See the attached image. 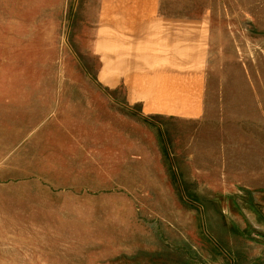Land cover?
I'll return each mask as SVG.
<instances>
[{
	"label": "rangeland",
	"instance_id": "rangeland-1",
	"mask_svg": "<svg viewBox=\"0 0 264 264\" xmlns=\"http://www.w3.org/2000/svg\"><path fill=\"white\" fill-rule=\"evenodd\" d=\"M0 264H264V0H0Z\"/></svg>",
	"mask_w": 264,
	"mask_h": 264
},
{
	"label": "crops",
	"instance_id": "crops-1",
	"mask_svg": "<svg viewBox=\"0 0 264 264\" xmlns=\"http://www.w3.org/2000/svg\"><path fill=\"white\" fill-rule=\"evenodd\" d=\"M155 21L156 22L154 24L162 23V24L156 26L157 34H159L162 31V30H160V27H166L167 26L166 25L167 22L174 23V28L172 30L173 32H171V34L173 33L172 36H169L170 37L169 39H167L168 36H166L165 38L168 41H172V44L174 45V47H173L174 54H175L174 56L177 57L176 54L177 53L180 54L179 55L180 65L185 64L186 67L189 69H187V71H184L180 67L179 70H175V68L173 67L174 66V60L171 57H168L167 62L165 64V62L162 60V58H160V59L158 58V57H160L159 55H157L156 57H155V55L152 56L150 62H148V63L144 62V63H147L145 65H147L148 70L143 72L144 74H147V76H149L148 82H147V80H144V88L146 86V82H147V86L151 82V88L143 89L140 92V96L134 97V99L143 100L144 103L146 102V106H148V107L151 106L152 108L151 107L150 108L158 111L157 113H160L162 111L168 112L166 110H158V109L154 108L152 106V104L148 105L149 98L151 97V90L153 89L152 91L154 92V94L157 92L156 87L152 88V85L154 84L155 76H157L158 74H160L162 72H163V75H167L169 73H172V74L176 73V75H178V73L180 72L183 76H186L185 81L190 84L191 90L188 93H189V97H190L189 105H190L191 109L187 107V108H183L182 109L183 111H181V112H178V111L175 112L176 111L175 110L173 112L171 111L168 113H172V114H176L178 116H184V117H186V116L192 117L195 114L198 115V112H199L198 108L200 106L199 104L201 102V96H202L201 91H202V86H203V78L199 77L201 65L197 64V60H195V58H202V56H204L203 52L205 50V47L200 46V44H198V43L199 42H205V37L209 33V30L207 28L210 26V24H207V22L204 20L203 21H199V20H185V21H183V20L178 19V18H176V19H170L169 18L167 20L156 19ZM204 22L208 26V27L206 26V29H205L206 24H204ZM151 25H153V24H151ZM192 27L195 29H191ZM151 32L154 33L153 30H151ZM164 34H165V30H164ZM184 35L188 36L189 38L193 37L194 42H186L185 44H182L179 40H177V39L182 38ZM157 37H158V35H157ZM157 42H159V41H155V47L159 51L160 46L157 45ZM169 58H170V61L172 63L169 62ZM136 72H138V70ZM193 78L195 80L196 79L199 80V83H197V86H196V83L194 82ZM136 93L137 92H133V94H136Z\"/></svg>",
	"mask_w": 264,
	"mask_h": 264
}]
</instances>
